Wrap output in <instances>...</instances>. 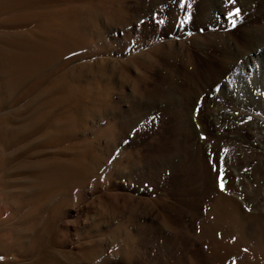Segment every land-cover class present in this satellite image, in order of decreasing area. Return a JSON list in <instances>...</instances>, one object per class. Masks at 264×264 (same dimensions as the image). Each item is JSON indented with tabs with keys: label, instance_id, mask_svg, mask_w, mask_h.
Instances as JSON below:
<instances>
[{
	"label": "rangeland",
	"instance_id": "1",
	"mask_svg": "<svg viewBox=\"0 0 264 264\" xmlns=\"http://www.w3.org/2000/svg\"><path fill=\"white\" fill-rule=\"evenodd\" d=\"M117 2L124 15L123 22L106 24L101 21L98 53L77 60L79 63L88 59V64L97 61L95 66L103 73L106 71L105 78L110 76L111 79H108L111 83H107L111 101L103 112L96 109L94 113L90 112L93 110L91 104L86 122H78L81 126L78 127L81 130L79 138L98 140L96 154L100 170L96 174L98 182L87 180L74 194L72 205L62 207L65 213L58 226L64 230L56 236L59 239L64 237L66 243L60 248L74 253L85 248H100L102 254L95 264L102 261H106L105 264H191V261L193 264H236L235 258L230 260L229 257L221 263L212 257L216 250L210 248L208 239L200 236L203 231L201 219L213 221L209 198L219 192L240 201V210L255 213L253 205L243 201V190L252 189L246 186L248 178L252 177L246 173L242 188H233L239 178L233 166H219L223 153L216 162L215 149L203 143L201 150L196 144L197 139L204 141L215 134L220 136L224 129L231 130L229 127L233 125L230 123L221 130L214 129V120H221L224 116L217 110L238 107L245 111L252 108L264 121V48L253 53L254 47L264 43V0H236L235 4L228 3V0H187L190 9H182L178 0ZM235 8L241 10L239 15L229 16L228 13ZM187 11L191 16L182 27L178 18L182 21ZM224 53L227 54L225 57ZM246 56L249 58L245 62ZM231 59L239 64L245 62V67L235 70L231 78L228 75V79L221 77L215 85V80L225 73V60ZM195 67L205 70L199 68L201 80ZM213 68H217L216 72ZM91 73L88 72L89 79L88 75L83 78L91 79L96 90L106 84L105 79L94 78ZM184 80L193 83L189 81L188 85ZM202 81L209 86H204ZM238 92L244 95L241 106L237 104ZM179 111L182 117L178 115ZM234 113L239 115V110ZM241 121L235 123L241 124ZM255 133H259L257 128H248L242 137L252 140ZM201 155L206 174L196 160ZM215 173L216 191L212 192L207 188L209 183L214 188ZM221 183L225 185L223 190ZM6 205L1 199L0 207ZM8 208V212H0V228L4 227V220L11 217L12 211L10 206ZM101 209L104 211L102 216ZM172 226L180 227H177V234ZM221 231L215 232L217 238L221 237ZM245 234L246 239L240 241L238 247L242 253L251 254V231L246 230ZM12 257L14 255H0V264Z\"/></svg>",
	"mask_w": 264,
	"mask_h": 264
},
{
	"label": "bare ground",
	"instance_id": "2",
	"mask_svg": "<svg viewBox=\"0 0 264 264\" xmlns=\"http://www.w3.org/2000/svg\"><path fill=\"white\" fill-rule=\"evenodd\" d=\"M123 17L117 0H0V200L7 204L5 208L0 207V212H8L9 206L12 211L11 217L4 220V227L0 228V255H14L4 261L5 264H95L102 254L100 248H81L79 253L60 248L66 239H59L56 235L64 230L58 226L65 213L62 207L72 205L74 194L81 190L87 180H96L100 170L99 156L96 154L98 140L79 138L81 130L78 125L86 122L92 106L90 112L94 113V109L103 112L108 101H111L107 93V83L110 84L111 79L110 76L105 78L106 71L103 73L100 67L95 66L97 61L93 65L87 63L88 59L79 63L77 60L98 53L101 21L106 24L121 23ZM263 45L259 43L257 47L252 46L253 53H257L258 48H264ZM224 54L225 57L227 54ZM248 58H244L245 62ZM232 60H225V73L215 80V85L221 77L228 79V75L231 78L235 70L245 67V62L239 64L237 60ZM96 67L98 69L94 70ZM199 68L195 69L198 79L202 77ZM88 72H92L94 78L102 77L101 80L105 79L106 84L100 82L103 87L96 90L91 79L88 81L83 78ZM189 91L194 92L192 89ZM237 95V104L240 105L244 95L239 92ZM9 105L14 107L7 108ZM224 109L217 110L224 116L221 120L217 118L218 122L214 120L213 127L219 130L230 123L233 125L229 127L231 130L224 129L220 136L215 134V137L204 141L197 139L196 145L203 150L202 144L206 143L215 149L218 155L216 162L223 153L219 166H233L239 178L233 188H242V178L245 179L246 173L252 177L248 178L246 184L252 189L243 190L246 192L243 201L247 205L251 203L256 211L246 213V210H240V201L218 191L216 196L209 198L214 219L212 222H205L207 218L201 219L203 231L200 236L208 239L210 248L216 250L212 257L221 263L230 257V260L236 259V264H264V121L256 116L252 108L253 113L250 109L241 111L238 107ZM235 110H239V115H235ZM178 115L182 117L180 111ZM236 120H243V123H235ZM248 128H257L259 132L255 133L252 140L242 137L243 131ZM211 139L215 141L211 142ZM203 159L201 155L196 160L198 167L206 174ZM213 177L214 188L209 183L207 189L215 192L216 173ZM100 213L102 216L104 211ZM174 227L172 229L177 234L180 227ZM219 229L222 230L221 237L217 238L215 232ZM246 230L251 231V254L242 253L238 247L240 241L246 239ZM231 237L234 238L230 240ZM105 263L102 261L99 264Z\"/></svg>",
	"mask_w": 264,
	"mask_h": 264
},
{
	"label": "snow or ice",
	"instance_id": "3",
	"mask_svg": "<svg viewBox=\"0 0 264 264\" xmlns=\"http://www.w3.org/2000/svg\"><path fill=\"white\" fill-rule=\"evenodd\" d=\"M178 3H179V6L182 9H184V8L190 9L191 8V5L187 3V0H178ZM228 3L235 4L236 3V0H228ZM240 11L241 10L239 8H235L234 11L229 12L228 15L229 16H233V17H236V16L239 15ZM190 16H191L190 11H187L182 21L178 18V23H181V26L183 27V25L184 24H187V22L189 21ZM233 23H234V21H233ZM217 88H219V85L217 86ZM220 179L221 180L223 179V171H221V177H220ZM220 187H221V190H223V187H224L223 183L220 184Z\"/></svg>",
	"mask_w": 264,
	"mask_h": 264
}]
</instances>
